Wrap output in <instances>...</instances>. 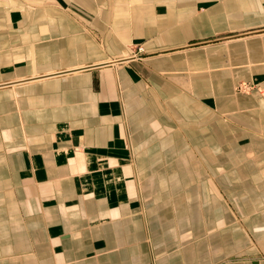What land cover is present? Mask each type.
Segmentation results:
<instances>
[{
	"label": "crops",
	"instance_id": "obj_1",
	"mask_svg": "<svg viewBox=\"0 0 264 264\" xmlns=\"http://www.w3.org/2000/svg\"><path fill=\"white\" fill-rule=\"evenodd\" d=\"M243 80L264 0H0V264H264Z\"/></svg>",
	"mask_w": 264,
	"mask_h": 264
},
{
	"label": "rangeland",
	"instance_id": "obj_2",
	"mask_svg": "<svg viewBox=\"0 0 264 264\" xmlns=\"http://www.w3.org/2000/svg\"><path fill=\"white\" fill-rule=\"evenodd\" d=\"M133 48H132V51H133ZM233 87H234V92L236 96L242 95V94H250L253 90H256L257 92H259L260 96L264 98V87L262 88L261 84L257 86L256 82L254 81H244V80L236 81L234 82Z\"/></svg>",
	"mask_w": 264,
	"mask_h": 264
},
{
	"label": "built area",
	"instance_id": "obj_3",
	"mask_svg": "<svg viewBox=\"0 0 264 264\" xmlns=\"http://www.w3.org/2000/svg\"><path fill=\"white\" fill-rule=\"evenodd\" d=\"M146 55H147V53L145 52L144 46L138 45L136 48H133L132 53L129 54L130 57L124 58L122 60L123 61H127V60H141V58L145 57Z\"/></svg>",
	"mask_w": 264,
	"mask_h": 264
},
{
	"label": "water",
	"instance_id": "obj_4",
	"mask_svg": "<svg viewBox=\"0 0 264 264\" xmlns=\"http://www.w3.org/2000/svg\"><path fill=\"white\" fill-rule=\"evenodd\" d=\"M122 60V59H121ZM123 61V60H122Z\"/></svg>",
	"mask_w": 264,
	"mask_h": 264
}]
</instances>
